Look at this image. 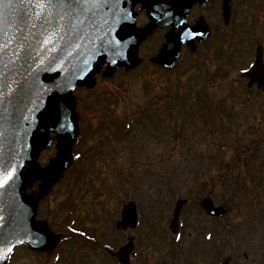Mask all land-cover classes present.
<instances>
[{"label":"rangeland","instance_id":"1","mask_svg":"<svg viewBox=\"0 0 264 264\" xmlns=\"http://www.w3.org/2000/svg\"><path fill=\"white\" fill-rule=\"evenodd\" d=\"M217 22V37L221 33L225 40L233 30L240 54L250 58L260 29L250 32L243 20L232 26ZM162 38L159 32L150 36L142 50L145 61L135 70L99 73L96 88L74 92L81 99L83 134L75 150L82 156L42 198L37 215L63 237L56 249L61 259L20 246L10 264H117L107 248L90 242L117 249L130 236L136 239L134 264H220L225 258L230 264H264V92L246 91L235 66L204 62L202 56L218 52L211 49L215 37L195 55L185 52L175 71L153 64L148 55ZM234 59L236 65L243 60L239 54ZM55 152L54 145L47 148L41 161ZM206 195L228 208L213 219L214 231L207 229L212 223L199 204ZM178 198L189 201L176 240L170 225ZM131 199L140 225L117 229L121 207ZM72 223L84 240L68 232Z\"/></svg>","mask_w":264,"mask_h":264},{"label":"water","instance_id":"2","mask_svg":"<svg viewBox=\"0 0 264 264\" xmlns=\"http://www.w3.org/2000/svg\"><path fill=\"white\" fill-rule=\"evenodd\" d=\"M157 1L161 6L172 4L174 8L171 5L166 17H160V10L153 11L151 4H146L151 22L145 28H137L136 14L128 18V10H117L113 0L111 9L107 3L90 13L69 12L65 0H51L53 6L44 9L38 7L39 0L0 3V264H5L10 255L6 244L13 248L25 242L36 250H51L58 242L46 222L35 221V216L42 195L63 176L73 160L72 149L79 133L74 87H94V74L105 65V75L114 73L117 66L129 70L138 65V47L157 27H179V32L167 35V43L156 58L169 68L174 67L182 42L191 45L195 37L199 41L207 37L201 21L192 27L186 24L189 7L207 0H173L169 4ZM230 4L231 0H224L226 21ZM170 41L175 46L167 50ZM257 52L258 59L248 73V86L257 84L264 89L259 47ZM41 127L47 131L39 133ZM49 131L57 132L58 154L41 168L37 158L44 147L51 145ZM37 179L41 180L38 195L26 194L27 186ZM183 203L180 200L177 204L171 225L174 230ZM201 204L210 214L223 215L227 211L216 207L210 198L201 200ZM135 223L136 208L131 202L123 208L117 226L127 228ZM133 249L131 238L112 253L123 264H131Z\"/></svg>","mask_w":264,"mask_h":264},{"label":"flooded vegetation","instance_id":"3","mask_svg":"<svg viewBox=\"0 0 264 264\" xmlns=\"http://www.w3.org/2000/svg\"><path fill=\"white\" fill-rule=\"evenodd\" d=\"M223 0H209L205 6H202L200 2L195 3L189 10L188 13V22L193 24L196 22V19L200 16L205 17L207 22L210 25V36H214L216 39L221 40V33L216 35L217 26L219 20H221V5ZM232 12H231V22L237 23L238 20L248 21V26L258 27L263 31L260 34H264V0H232ZM142 6L141 3H136L134 6L135 10L140 9ZM219 12V15L217 14ZM137 20L140 21V18L144 16L145 10L142 11ZM207 14L212 15V19H207ZM214 14V15H213ZM170 27H167L163 30H160L164 37L166 31ZM211 38V37H210ZM162 41V40H161ZM171 47V45L169 46ZM183 49H188L186 45L182 46Z\"/></svg>","mask_w":264,"mask_h":264},{"label":"snow or ice","instance_id":"4","mask_svg":"<svg viewBox=\"0 0 264 264\" xmlns=\"http://www.w3.org/2000/svg\"><path fill=\"white\" fill-rule=\"evenodd\" d=\"M3 0H0V3H2ZM107 4V0H65V6L68 8L69 12H84V13H90L93 8H99ZM53 4L51 0H48V3H45L44 0H39L38 7L44 9L47 7H52ZM3 181L0 180V184H2ZM179 239V237H177ZM4 240L7 238L4 237ZM6 251L11 252L12 247L5 245Z\"/></svg>","mask_w":264,"mask_h":264},{"label":"trees","instance_id":"5","mask_svg":"<svg viewBox=\"0 0 264 264\" xmlns=\"http://www.w3.org/2000/svg\"><path fill=\"white\" fill-rule=\"evenodd\" d=\"M235 180H237V179H235Z\"/></svg>","mask_w":264,"mask_h":264}]
</instances>
